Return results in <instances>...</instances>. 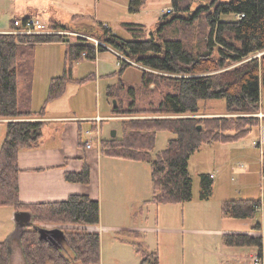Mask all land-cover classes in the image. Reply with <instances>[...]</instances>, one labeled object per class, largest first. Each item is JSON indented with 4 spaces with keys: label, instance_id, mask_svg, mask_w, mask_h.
I'll list each match as a JSON object with an SVG mask.
<instances>
[{
    "label": "trees",
    "instance_id": "1",
    "mask_svg": "<svg viewBox=\"0 0 264 264\" xmlns=\"http://www.w3.org/2000/svg\"><path fill=\"white\" fill-rule=\"evenodd\" d=\"M146 0H130V11L136 12ZM172 0V11L161 16L158 27L148 38L125 39L105 28L97 37L141 68L138 85L127 83L123 74L128 60L119 57L120 69L111 76L118 82L107 87V95L117 100L112 107L114 115H146L123 121L120 137L102 140V153L145 161L151 165L153 195L148 202L156 204L189 201L193 195V179L189 170L191 155L204 144L229 143L246 137L260 123L256 115L261 109V85H264V0ZM236 18L224 19V15ZM240 15H242L240 17ZM170 16V18L168 17ZM205 18L206 30L200 41L194 43L183 36H169L166 26L181 22L193 26ZM14 22V21H13ZM135 31L144 26L127 23ZM14 26V23L11 24ZM49 28L71 31V25L53 20ZM82 39V38H81ZM60 33L17 34L0 32V117L9 118L6 135L0 149V206H13L16 211L26 210L33 215L34 224L56 223L77 227L67 228L66 236L75 252L74 261L64 256L60 249L40 241L38 231L27 227L21 235V245L28 264H101V241L98 232L88 231L81 225L100 223V202L89 194H72L61 201L25 203L20 198L19 154L23 148L39 145L46 123L40 120L46 114L47 104L63 95L69 83L84 84L96 77L75 78L73 64L85 58L96 60L97 52L107 50L91 42L67 43L64 73L51 79L48 97L39 111L31 108L34 75V49L36 44L65 42ZM235 66L224 69L229 65ZM224 69V71H219ZM25 80L23 93L19 92V80ZM149 90V91H148ZM161 93L157 103L153 98L141 100L147 92ZM142 92V93H140ZM224 98L228 115L213 116L201 120L196 114L202 99ZM139 99V100H137ZM235 113L240 114L233 116ZM153 115V116H147ZM154 115H174L161 117ZM204 121L203 127L199 124ZM167 130L175 134L166 148L152 154L157 134ZM66 179L89 184L91 168L86 163L80 171H67ZM215 181L211 174L201 175V197L212 195ZM263 198L227 199L222 204L224 217L255 218ZM253 230H261L257 220ZM224 243L229 246L251 245L263 250V238L247 232H226ZM142 256L140 264H159V253L149 252L139 242H132ZM153 258V260H151ZM5 241H0V264H9Z\"/></svg>",
    "mask_w": 264,
    "mask_h": 264
},
{
    "label": "rangeland",
    "instance_id": "2",
    "mask_svg": "<svg viewBox=\"0 0 264 264\" xmlns=\"http://www.w3.org/2000/svg\"><path fill=\"white\" fill-rule=\"evenodd\" d=\"M129 1L0 0V30L8 33L16 18L37 17L50 30H55L48 27L53 20L70 21L68 24L71 25V31L63 34L66 43L81 40L95 45V39H99L98 34L102 33L105 28L125 39H145L158 27V20L161 16L167 15V10L172 7V0H146L139 11L132 12L129 8ZM195 1L193 6L198 5L199 0ZM74 15V20H71ZM168 17L170 18V16ZM236 17L232 14L223 16L224 19ZM127 23L141 24L144 26V31L131 30L127 27ZM205 24V18L198 19L193 26L174 22L172 25L166 26L165 30L169 36H185L190 38L191 42L196 43L200 41L203 30H206ZM100 45L107 47V50L99 53L101 59L97 61L85 58L73 64V73L76 78L86 77L93 72L96 73L98 64V70L101 71V75L97 72L99 74L97 77L98 87H96L97 79L94 77L88 79L84 84L71 83L63 97L66 100L64 106L72 109L75 113H79V115L99 114L103 116L98 121V127L94 125V120L82 119L84 142L88 139L92 145H97L94 139L95 134H88L86 130L98 131L104 139L111 138L112 131L116 130V137H120L123 121L146 116L142 114L114 115L112 107L115 98L107 95V87L109 84L118 82V76L111 75L119 71L118 58L124 54L122 55L120 51L104 41ZM61 46H64L62 42H43L35 46L32 79V96L34 90L35 106L40 105L45 98L47 99L51 79L64 72L66 58ZM263 54L264 52H259L251 55L250 58L258 57L261 59ZM126 58L124 60H128L133 66H129L125 70L123 79L127 83L138 85L142 76L141 68L137 62ZM235 65H229L224 69H229ZM224 69L219 71H224ZM24 83L25 80L20 78V90L23 89ZM150 98H153L157 103L161 98V93L159 91L155 94L147 92L144 98L141 96L140 99L148 101ZM61 102L64 100H57L53 104ZM226 115L231 116L227 113L226 100L216 98L200 100L199 110L196 114L177 116H196L204 120L207 117ZM237 115L240 114L235 113L233 116ZM256 115L260 117V123L254 126L246 137L229 143L204 144L191 155L189 170L193 179V195L189 201L169 204L145 202V200H150L153 195L152 177H147L149 175L146 171L148 165L145 166L148 162L142 166V171H144L143 184L139 189L142 193L133 196L131 200H126L128 192L124 189V183L129 184L130 180L128 178L121 180L119 168L112 166L116 162L114 161L115 157L105 156L103 158V174L100 173V187L104 200V223L134 225L136 222L144 226L156 227V229L142 233L125 230H120V232L113 229L101 230L99 233L101 263L140 264L142 256L132 244V242H139L149 252L156 251L159 253V264H256L254 256L257 255L258 249L256 252H252L251 245H226L223 237L226 232H249L253 230L252 226L257 220L264 221V209L259 210L255 218L224 217L222 214V204L227 199L261 198L264 195L263 84L261 85V109ZM154 116L175 117L174 115ZM5 119L7 118L0 117V120L8 122ZM200 125L203 127L204 121ZM0 129H4L1 124ZM174 136L175 134L170 131H159L152 154L156 155L166 148L169 139ZM259 142H261V146ZM139 169L137 168V170ZM203 173L215 175L213 193L208 198L201 197V175ZM113 190L117 191L114 208L111 204ZM12 210L13 206H0V240L9 237L11 233L8 234L9 229L13 231L16 228L14 211L12 212ZM54 225L55 223H47L41 226L52 228L56 227ZM67 228H72V226ZM67 228H64L65 232L68 230ZM59 245L58 249L61 253L74 261L75 252L69 242H60ZM15 249L16 247L12 251L10 264H28L25 255L23 261L20 258L19 250ZM74 263L80 264L76 261Z\"/></svg>",
    "mask_w": 264,
    "mask_h": 264
},
{
    "label": "crops",
    "instance_id": "3",
    "mask_svg": "<svg viewBox=\"0 0 264 264\" xmlns=\"http://www.w3.org/2000/svg\"><path fill=\"white\" fill-rule=\"evenodd\" d=\"M30 15V14H26ZM75 15L72 16L71 20H74ZM60 21V20H59ZM62 22V21H61ZM64 22V23H69ZM72 22V21H71ZM4 31V30H0ZM60 44V43H59ZM64 46H61V50L66 53V42H62ZM101 53V52H99ZM99 53H97L96 60L98 61ZM119 59V58H118ZM121 65V61L119 60L117 66ZM138 65V64H137ZM99 65L97 64V72L101 75V71L98 70ZM96 72V78L99 77ZM64 73V72H63ZM62 73V74H63ZM61 74V75H62ZM74 75V73H73ZM60 76V75H58ZM76 78V77H75ZM20 82V80H19ZM75 83V82H72ZM71 84V83H69ZM63 95L58 98L51 100L46 106V114L42 116L40 120L46 121L43 130H42V140L41 143L35 147L31 148H23L19 154V166H20V174H19V184H20V198L22 202L25 203H38V202H49V201H61L67 199L72 194H89L92 198L100 200V223L92 224V225H81L79 227L85 228L88 231L98 232L100 233L103 229H113V230H125V231H133L136 233L147 232L150 230L156 229V227H148L142 224H137L135 222L134 225H126V224H118V223H104L103 218V196L102 190L100 187V173L103 174V158L106 156L102 153V138L100 136V132H94L95 142L97 145H92L87 148L86 141L83 139V131L84 124L82 119L90 118L92 119L94 116L99 115H79V113H75L72 109L64 106L67 89ZM98 79L96 80V87H98ZM110 85V84H109ZM50 87V85H49ZM48 87V89H49ZM25 88V83L23 85V89L20 90V94L23 93ZM64 100L59 104H53L55 101ZM46 102V98L42 101V103L38 106L34 105V90L31 102V108L34 111H39L43 107ZM116 106L115 104H113ZM70 109V110H68ZM262 111V110H261ZM88 116V117H86ZM102 116V115H101ZM112 116V115H111ZM121 118H124L121 116ZM5 120H10L9 118ZM6 123L7 121L0 120V124L3 125L4 129H0V149L2 143L4 142L6 135ZM89 142H91L89 140ZM260 146H261V142ZM110 157V156H108ZM116 161L114 165L120 170L119 178L121 180L128 178L130 183H124V189L128 192L126 200L133 199L137 194H141V190H139L143 184V175L144 171H142L143 164L147 162H142L138 160H131L121 157H115ZM88 164L91 168V181L89 184H84L81 182L69 181L66 179L67 171H80L85 164ZM148 165L149 175L152 177V168L150 164ZM111 166V165H110ZM137 168H140L137 170ZM215 181V175L211 174ZM121 176V177H120ZM153 182V181H152ZM154 190V188H153ZM138 191V193H136ZM117 191L113 190L111 204L114 208L115 204V196ZM263 198V195L262 197ZM114 199V200H113ZM137 199V198H136ZM141 199V198H140ZM113 202V203H112ZM148 202V200H145ZM119 204V201H118ZM3 207V206H1ZM12 207V206H11ZM117 208V207H116ZM15 212V208L13 207L12 212ZM117 217L119 215H116ZM47 223H40L39 225H43ZM262 229L258 230H250L247 233H250L254 236H261L263 238V250L260 255L264 259V221H261ZM56 226L67 227H77L75 225L70 224H56ZM54 225V226H55ZM8 234L10 233L8 238H5L0 241H5L7 244V249L9 252V260L11 263L12 251L16 247L15 250H19L20 258L24 261V252L21 245V235L22 230L16 226L13 231L9 229ZM121 232V231H120ZM257 248L252 247L251 251L256 252ZM252 260V259H251ZM254 263V261H252ZM9 263V264H10ZM102 264V263H101Z\"/></svg>",
    "mask_w": 264,
    "mask_h": 264
},
{
    "label": "built area",
    "instance_id": "4",
    "mask_svg": "<svg viewBox=\"0 0 264 264\" xmlns=\"http://www.w3.org/2000/svg\"><path fill=\"white\" fill-rule=\"evenodd\" d=\"M172 7H169V9L167 10V12H171L172 11ZM242 15H240L241 17ZM14 26L12 28H10V30L8 31V33H17V34H35V33H60V34H65V33H69V31H62V30H50L47 28L46 24L39 18L37 17H20V18H16L14 20ZM4 32V31H3ZM6 32V31H5ZM99 44H103V41L100 39H95V45L98 47ZM123 55V54H122ZM120 57L122 59H127L124 55ZM103 116L101 115H96L92 118V120H94V125L96 127H98V121H100L102 119ZM86 132L88 134H94L93 131L91 130H86ZM96 132V131H95ZM86 146L87 148L92 146V143L89 142V140H87L86 142ZM264 209V202L261 205V207L259 208V210H263ZM255 262L256 264H264V259L262 256L260 255H255Z\"/></svg>",
    "mask_w": 264,
    "mask_h": 264
},
{
    "label": "water",
    "instance_id": "5",
    "mask_svg": "<svg viewBox=\"0 0 264 264\" xmlns=\"http://www.w3.org/2000/svg\"><path fill=\"white\" fill-rule=\"evenodd\" d=\"M114 104L117 105L116 99L114 100ZM199 128H201V125L199 126ZM116 133V130L112 131L113 138L116 137ZM14 220L16 222V226L22 230V233L27 227L33 226L38 231L40 241L48 242L49 245H52L57 249L60 247V242H68L66 232L64 230L65 227L56 226L47 228L39 224H34L33 215L30 211H15Z\"/></svg>",
    "mask_w": 264,
    "mask_h": 264
},
{
    "label": "flooded vegetation",
    "instance_id": "6",
    "mask_svg": "<svg viewBox=\"0 0 264 264\" xmlns=\"http://www.w3.org/2000/svg\"><path fill=\"white\" fill-rule=\"evenodd\" d=\"M120 57V56H119Z\"/></svg>",
    "mask_w": 264,
    "mask_h": 264
}]
</instances>
